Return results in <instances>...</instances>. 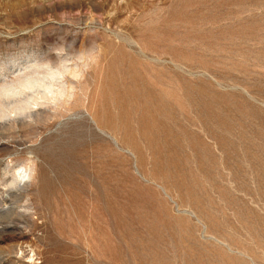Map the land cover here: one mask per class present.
Listing matches in <instances>:
<instances>
[{
    "label": "rangeland",
    "instance_id": "1",
    "mask_svg": "<svg viewBox=\"0 0 264 264\" xmlns=\"http://www.w3.org/2000/svg\"><path fill=\"white\" fill-rule=\"evenodd\" d=\"M0 86V264H264V0H0Z\"/></svg>",
    "mask_w": 264,
    "mask_h": 264
},
{
    "label": "bare ground",
    "instance_id": "2",
    "mask_svg": "<svg viewBox=\"0 0 264 264\" xmlns=\"http://www.w3.org/2000/svg\"><path fill=\"white\" fill-rule=\"evenodd\" d=\"M58 62V61H57ZM56 62V63H57ZM43 65V64H42ZM60 65H62L61 66V68L60 69H58V70H55V71H57V72H55V71H53V68H47V66L45 67V68H47V69H44V70H42L43 72L45 71V73L48 75V76H51V77H55V76H57L58 74H60V72L61 71H63V72H67V71H71L72 72V70H70L68 67L69 66H67L66 64H64V63H62V64H60ZM42 69H43V67H42ZM38 71H40V70H34V73L35 72H38ZM74 71H76V70H74ZM80 71V70H79ZM33 72V71H32ZM65 73H63V74H65ZM68 73V72H67ZM77 73V72H76ZM62 74V75H63ZM72 75H74L73 73H71ZM70 74V75H71ZM80 74V73H79ZM39 75H40V73H39ZM61 75V74H60ZM37 76H38V73H37ZM75 76V75H74ZM18 79H20L19 80V82H20V85L24 88V89H32V90H35V88L37 89V93H39V94H43V96L44 97H46L47 96V94L49 95V94H53L54 95V98H57V97H59V95H61V96H64V95H66L67 96V92H65V90H61V91H59V94H58V96H55V94H56V92H58L57 90H55V85H54V80H53V82H50V83H48L47 84V82H49V81H46V83L44 82L45 80H43V79H40L39 77H36V76H34L33 74H31V72H29L28 73V75H26V76H24V77H22V78H18ZM17 79V80H18ZM44 79H46L45 77H44ZM16 80V81H17ZM52 81V80H51ZM55 84H56V82H55ZM58 85V84H57ZM10 86H11V84H10ZM63 86V85H62ZM65 86V85H64ZM40 87H43L44 89H43V91H40L41 90V88ZM60 87V86H59ZM11 87H9V86H0V94H10V92L13 90V88L12 89H10ZM39 88H40V90H39ZM72 89H74V88H72ZM17 90H19V89H17ZM31 90V91H32ZM14 91V90H13ZM70 91V90H69ZM24 94V93H23ZM26 95H27V93H26ZM38 95V94H37ZM69 95H71L70 93H69ZM1 96V95H0ZM25 96V95H24ZM41 96V95H40ZM50 96V95H49ZM2 97V96H1ZM36 97V96H35ZM39 97V96H38ZM65 97V96H64ZM73 97V96H72ZM47 98V97H46ZM53 98V97H52ZM51 99V98H50ZM65 99V98H64ZM18 100V99H17ZM53 100H56V99H53ZM59 100V99H58ZM67 100V99H66ZM38 101V100H37ZM36 100H35V98L32 96V94L31 95H29V93H28V95L27 96H25L24 98H22L21 100H19V102L18 101H15V102H11V103H5V104H2L3 106L2 107H0V119H3L5 116H9V114H11V113H15V114H23V113H26L27 111H29L30 110V108H31V104H33V103H38ZM69 102V101H68ZM34 104V105H35ZM41 104V103H40ZM51 108H53V107H51ZM9 112V113H8ZM11 112V113H10ZM29 116H34L32 113H29ZM6 171V170H5ZM22 173H25V175L24 176H22V177H26V176H28V173L26 172V170H25V168H23V170H22ZM18 176H20L21 177V175H19V174H17ZM19 179V178H18ZM19 182H21V181H19Z\"/></svg>",
    "mask_w": 264,
    "mask_h": 264
}]
</instances>
